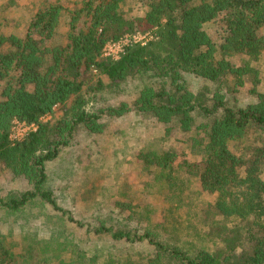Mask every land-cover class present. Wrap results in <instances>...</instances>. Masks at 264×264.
I'll return each mask as SVG.
<instances>
[{
    "label": "trees",
    "instance_id": "1",
    "mask_svg": "<svg viewBox=\"0 0 264 264\" xmlns=\"http://www.w3.org/2000/svg\"><path fill=\"white\" fill-rule=\"evenodd\" d=\"M126 1L86 0L70 10L57 0L23 30L0 28V168L30 184L0 194V211L59 227L43 238L0 232V264H264V89L257 65L264 0H147L146 12L132 17ZM83 14L90 25L78 29ZM147 32L154 35L146 44L102 58L107 43ZM95 71L108 78L107 87L149 79L133 102L93 108L82 91ZM250 74L251 94L239 104L233 93ZM58 106L63 117L44 122ZM133 113L151 116L171 142L136 153L156 204L115 200L117 217L113 208L77 218L49 186L47 163L80 127L103 133L105 118ZM16 120L36 128L14 141ZM193 211L198 217L185 221L183 213ZM99 238L110 241L107 247L95 244ZM138 246L143 251L133 253Z\"/></svg>",
    "mask_w": 264,
    "mask_h": 264
},
{
    "label": "rangeland",
    "instance_id": "2",
    "mask_svg": "<svg viewBox=\"0 0 264 264\" xmlns=\"http://www.w3.org/2000/svg\"><path fill=\"white\" fill-rule=\"evenodd\" d=\"M57 0H0V17L4 23L0 26L7 32L23 30L31 21L36 11L49 3ZM86 0H60L70 10H74L84 4ZM147 0H128L124 6L128 17L146 12L145 2ZM78 2V3H76ZM79 5V6H77ZM67 13L66 21L72 16ZM135 17V16H134ZM66 23V22H65ZM90 19L85 14L77 22L78 29H87ZM66 26V24H65ZM264 31V29H263ZM154 35V34H153ZM139 33H131L122 36L116 43L117 54H102L103 59H116L119 54L122 56V49L128 44H133L138 40ZM150 38V35H147ZM113 44V43H112ZM120 56V57H121ZM260 69V88L264 89V53L261 61L257 64ZM149 74V73H148ZM148 74L139 76L122 85L107 87L110 81L106 76L95 71L94 77L84 85L82 93L88 100V106L96 108L104 104H119L122 100L133 102L138 88L145 80L149 79ZM103 79L105 88H99L98 79ZM190 77V76H188ZM254 75L248 76L247 84L241 90L233 93L234 97L241 99L239 104H244L245 98L252 88ZM1 90V88H0ZM71 106V102L66 106ZM65 107L58 106L54 112L43 118L44 122L57 120L63 117ZM106 132L93 133L80 127L73 143L64 147L60 155L53 161L47 163L49 173V186L55 191L58 202L79 219L90 218L92 215L108 214V209H113L115 200L129 201L134 204L146 206L150 201L156 204L154 196L148 195L151 186L149 177L141 172L142 162L137 159L136 153L143 145L152 148H168L170 143L168 138H162L161 129L152 124L149 115L133 113L128 117L105 118ZM35 126L27 125L16 121L12 129V136L19 139L33 130ZM180 135V134H179ZM177 136L172 138L176 143ZM178 144V142H177ZM179 146V144H178ZM30 188L28 181L20 176H15L11 170L0 168V194L9 190L23 191ZM160 199V196L157 197ZM115 210V208H114ZM136 211V216L138 215ZM140 212V211H139ZM142 213V212H140ZM119 211L115 210V217L119 216ZM186 221L188 218H197L195 211L183 213ZM27 220V221H26ZM26 221V222H24ZM22 224H26L21 231ZM202 226V225H201ZM59 230L54 223L44 222L40 219H25V217L13 218L3 211H0V232L7 236L20 239L23 233L33 237H49L53 231ZM196 239V235L191 236ZM95 244L107 247L108 240L99 238L94 240ZM214 238L208 242L209 246L215 248ZM207 244V243H206ZM115 246V245H114ZM139 246L132 249L133 253L141 252ZM143 251V250H142Z\"/></svg>",
    "mask_w": 264,
    "mask_h": 264
},
{
    "label": "built area",
    "instance_id": "3",
    "mask_svg": "<svg viewBox=\"0 0 264 264\" xmlns=\"http://www.w3.org/2000/svg\"><path fill=\"white\" fill-rule=\"evenodd\" d=\"M139 38H138V40H136V42H139V43H142V44H146L147 43V41L148 40H150V39H153V34H151V33H139ZM147 35H150V38H147ZM120 41V40H119ZM117 42V41H116ZM116 42H109V43H107L106 44V46H105V48H104V54L105 55H108V54H117L118 52L116 51L117 49H116V47H117V45L119 44V43H116ZM135 42V43H136ZM113 43V44H112ZM132 44V43H131ZM131 44H128V45H131ZM122 53L123 54H125L126 53V47L125 48H123L122 49ZM120 54L118 55V56H116V59H119L120 58ZM16 121H18V120H16ZM15 121V122H16ZM21 122V121H20ZM23 123H25V122H23ZM25 124H27V123H25ZM27 125H29V124H27ZM30 126H35V125H30ZM35 128H36V126H35ZM35 128H33V129H35ZM11 137H12V139L14 140V141H17V140H21V139H23L24 137H25V135L24 136H22V137H20L19 139H17V138H14L12 135H11Z\"/></svg>",
    "mask_w": 264,
    "mask_h": 264
}]
</instances>
